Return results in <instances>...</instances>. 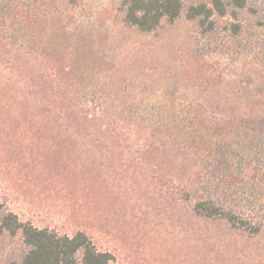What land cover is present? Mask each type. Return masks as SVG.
Returning <instances> with one entry per match:
<instances>
[{
  "label": "trees",
  "instance_id": "trees-1",
  "mask_svg": "<svg viewBox=\"0 0 264 264\" xmlns=\"http://www.w3.org/2000/svg\"><path fill=\"white\" fill-rule=\"evenodd\" d=\"M39 1L42 10L24 26L8 24V37L26 41L25 58L11 68L26 71L17 83L31 108L45 113V140L59 147L89 143L84 151L155 175L189 204L192 216L258 242L264 254V30L253 46V72L227 82L204 74L201 82L186 80L191 92L164 91L149 100L135 83L142 73L131 74L132 66L116 58L115 32L70 13L80 0ZM250 2L205 0L188 6L186 16L206 32L215 29V17L225 18L228 33L247 35L255 29ZM6 8L0 4L4 19ZM118 8L121 34L155 31L184 6L118 0ZM7 238L12 243L0 245V264H118L85 232L35 226L0 202V240ZM243 245L240 251L250 250Z\"/></svg>",
  "mask_w": 264,
  "mask_h": 264
},
{
  "label": "rangeland",
  "instance_id": "rangeland-1",
  "mask_svg": "<svg viewBox=\"0 0 264 264\" xmlns=\"http://www.w3.org/2000/svg\"><path fill=\"white\" fill-rule=\"evenodd\" d=\"M181 1L182 13L173 21L163 19L150 33L126 28L120 34L118 0H80L75 11L69 10L115 32L116 58L132 66L131 74L142 73L135 83L149 100L164 91L191 92L186 80L201 82L204 74L227 82L253 72L264 0H251L255 29L242 36L226 31L225 18L215 17V29L206 32L186 16L188 6L205 0ZM0 4L7 6L6 19L0 11V202L5 209L60 234L81 230L118 264H264L258 242L229 235L219 222L195 218L189 204L155 175L106 153L84 151L89 143L59 147L46 141L45 113L31 108L17 83L16 75L26 71L11 68L25 58L26 41L8 37V24L24 26L43 6L39 0ZM11 243L0 240V245ZM243 244L250 250L240 251Z\"/></svg>",
  "mask_w": 264,
  "mask_h": 264
}]
</instances>
